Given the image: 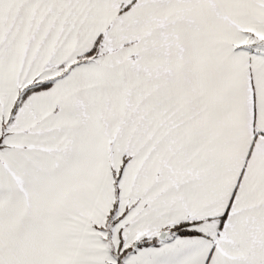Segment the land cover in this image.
Listing matches in <instances>:
<instances>
[{
  "label": "snow or ice",
  "instance_id": "1",
  "mask_svg": "<svg viewBox=\"0 0 264 264\" xmlns=\"http://www.w3.org/2000/svg\"><path fill=\"white\" fill-rule=\"evenodd\" d=\"M0 264H264V0H0Z\"/></svg>",
  "mask_w": 264,
  "mask_h": 264
}]
</instances>
